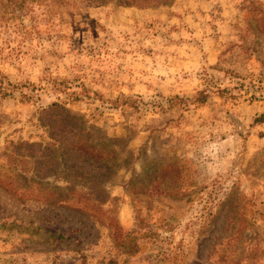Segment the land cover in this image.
I'll list each match as a JSON object with an SVG mask.
<instances>
[{"label":"rangeland","instance_id":"obj_1","mask_svg":"<svg viewBox=\"0 0 264 264\" xmlns=\"http://www.w3.org/2000/svg\"><path fill=\"white\" fill-rule=\"evenodd\" d=\"M21 1L0 0V264H264V0ZM54 102L115 160L47 150Z\"/></svg>","mask_w":264,"mask_h":264},{"label":"trees","instance_id":"obj_2","mask_svg":"<svg viewBox=\"0 0 264 264\" xmlns=\"http://www.w3.org/2000/svg\"><path fill=\"white\" fill-rule=\"evenodd\" d=\"M15 1V0H14ZM27 0H22L21 4L24 3ZM46 1V0H45ZM51 1H55V0H51ZM64 0H62L63 2ZM90 2H94V3H99V4H108V3H113L116 4L117 6H125V7H129V6H138V7H142V8H149V7H157V6H161V5H170L172 4L175 0H89ZM199 101L201 102H205V98H200ZM114 103V102H113ZM58 107L60 112H59V116L63 117L64 119L69 121V126H67L68 128L66 129V131H63V134L61 135V137H54V143L51 145H47V150L50 147H53L54 152H59L60 148L63 145V138H67L69 134H72V137H78L79 140V144L77 146H74L73 150H80V152H96L97 154L104 156L105 154V158H102L101 161H103L102 163V167L105 165H107V163H111L112 161H114V157H116L115 151L113 150V147L106 142H102L101 139L99 140H95L93 137V133L92 131L88 130L87 128L84 127L83 123L80 122L78 123V121H80V118H78L77 115H75L74 113L71 112V110H69L68 108L64 107L63 105H60L56 102L50 104L49 106H47L46 108H44L45 110H49L50 108H55ZM82 121V120H81ZM59 143L58 145H56V143ZM56 145V146H55ZM32 146V144H29V148ZM63 153H58V156H62ZM70 170V172H74L72 175L75 174V163L72 164V166H70V168H68ZM84 171H82L83 173ZM107 200V198H106Z\"/></svg>","mask_w":264,"mask_h":264}]
</instances>
